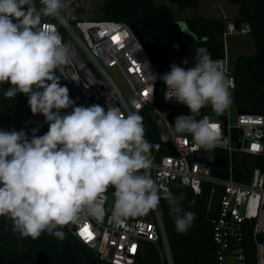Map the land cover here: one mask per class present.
Segmentation results:
<instances>
[{
    "label": "clouds",
    "instance_id": "clouds-1",
    "mask_svg": "<svg viewBox=\"0 0 264 264\" xmlns=\"http://www.w3.org/2000/svg\"><path fill=\"white\" fill-rule=\"evenodd\" d=\"M40 3L37 8L34 0H0V84L12 85L3 95L26 94L31 112L49 124L42 136L33 128L31 138L24 130H0V217H10L13 230L23 236L35 239L46 232L63 240L64 226L84 216L103 218L109 187L115 189L112 216L117 222L156 208L162 195L149 171L154 145L145 139L143 117L138 112L124 116L118 107L75 105L67 86H61L54 70L69 63V49L58 31L41 22L51 16L67 25V19L61 15L62 0ZM195 53L194 67L173 63L159 79L167 86L165 98L191 112L176 117L174 133H190L200 146L212 149L220 128L196 116L206 105L223 113L231 104L230 85L206 48ZM163 198L176 231L187 233L196 214L182 207L185 194L168 192Z\"/></svg>",
    "mask_w": 264,
    "mask_h": 264
},
{
    "label": "built area",
    "instance_id": "built-area-1",
    "mask_svg": "<svg viewBox=\"0 0 264 264\" xmlns=\"http://www.w3.org/2000/svg\"><path fill=\"white\" fill-rule=\"evenodd\" d=\"M15 22V20H14ZM132 24L112 19H77L67 25L58 20H42V27H52L62 37V42L69 49V63L57 68L60 75L70 86L80 103L87 107L98 104L105 108L118 107L122 115L132 112L141 114L147 109L158 127V139L167 152L154 156L149 152L151 178L162 195L160 203L144 214L130 216L116 221L112 216L115 198L114 188L109 187L103 194L105 215L102 219L84 216L71 231L81 242L93 249L100 259L110 264H134L143 242L156 245L163 264H174L165 232L161 201L163 195L171 192V182L180 181L189 186L194 194H199L203 184L210 185V197L222 190L217 213L211 217L212 240L216 246L217 264H246V251L243 242L244 223L248 222L252 233V245L256 264H264V242L259 236L264 234V173L254 167L249 181L235 180L232 175L231 156L235 152L252 155L264 154V114L242 111L236 113L234 123L228 120V108L223 113H216L210 105L202 119L207 118L220 128L221 135L212 149H220L226 154L215 153L200 146L193 137L186 133L176 134L169 117V112H187L189 110L170 109V106H185L182 103L165 98L167 86L159 79L169 72L170 65L194 67L196 53H173L165 72L158 69L144 49L141 41L132 29ZM246 22L236 24L229 21L223 37L229 32L246 34L250 32ZM114 37L116 39H114ZM217 63L228 82L231 101L235 79L232 65L225 52L223 56H211ZM188 63L184 64L183 61ZM109 69H115L125 80L123 90L112 79ZM156 77V79L154 78ZM159 82L157 100H154L155 83ZM161 88L160 105L158 95ZM1 111V108H0ZM166 115H165V114ZM222 117H226L223 121ZM9 127L24 130L31 138L32 129L13 126L0 121V130ZM37 136L44 133L36 132ZM233 137L236 139L233 140ZM170 143L173 151L168 147ZM207 153L224 157L227 177L213 173L211 166L196 159L195 154ZM143 171V170H141ZM88 225L94 238L85 240L80 231Z\"/></svg>",
    "mask_w": 264,
    "mask_h": 264
},
{
    "label": "trees",
    "instance_id": "trees-1",
    "mask_svg": "<svg viewBox=\"0 0 264 264\" xmlns=\"http://www.w3.org/2000/svg\"><path fill=\"white\" fill-rule=\"evenodd\" d=\"M179 9L198 8V0H168ZM237 5V17L234 21L246 22L250 26L255 51L253 54H242L235 58L232 72L235 79L232 101L237 109L264 114V0H227ZM78 5V0L72 1ZM77 2V3H76ZM103 18L127 22L137 25L142 31L144 42L156 41L161 48V71L165 72L177 44L187 45L194 53L198 48H206L211 56H223L225 49L223 33L227 21L224 17L194 16L183 20L189 31L184 32L179 26L171 8L164 3L155 4L154 0H104L101 6ZM61 15L70 18L65 12ZM42 20L56 21L54 17H43ZM55 75L60 77L61 86H67L70 98L75 105H82L70 86L57 69ZM10 82L0 84V121L13 126L38 128L39 133L46 134L49 124L42 114H33L28 104V96L17 93L15 98L6 99L3 95ZM161 88L158 95L160 105ZM55 111V109L53 110ZM72 108L61 109V114L71 112ZM206 112L200 111L196 116L201 120ZM143 117L145 139L154 147V156L166 153L167 150L158 139V127L147 109L140 114ZM187 115H191L190 110ZM16 130L9 127L8 131ZM18 131V130H16ZM189 137L192 134L186 133ZM215 153L226 154L220 149H209ZM232 175L235 180L249 181L250 173L258 167L264 173V154L252 155L235 152L231 156ZM215 175L227 177V171L217 167L212 168ZM210 185L203 184L201 192L194 194L192 189L176 180L171 182V193L179 196L185 194L181 202L185 211L196 214V219L187 233H178L174 225V215L170 214V205L166 199L161 201V209L165 232L174 264H217L212 240L210 219L218 210L219 197L222 190L210 197ZM192 203L193 206H189ZM243 242L246 251V264H256L252 245V233L248 222L244 223ZM66 233L63 240L42 233L38 238L23 236L13 230L10 217H0V264H110L96 255L95 251L81 242L69 229V225L62 229ZM264 242V234L259 236ZM134 264H163L158 247L152 243L143 242Z\"/></svg>",
    "mask_w": 264,
    "mask_h": 264
},
{
    "label": "rangeland",
    "instance_id": "rangeland-1",
    "mask_svg": "<svg viewBox=\"0 0 264 264\" xmlns=\"http://www.w3.org/2000/svg\"><path fill=\"white\" fill-rule=\"evenodd\" d=\"M199 7L198 8H185L179 9L175 4L169 2L168 0H154V3L160 4L164 3L169 6L173 12V15L179 19L181 23L183 20L190 19L194 16L201 15L204 17H224L227 21H234V18L237 17V5L229 3L227 0H198ZM37 8L42 7L40 0H34ZM77 3V2H76ZM104 3V0H78L77 7L71 1L70 3L62 0L63 7L61 9V14L66 13L69 14L71 19L74 21L77 19H101L103 18V13L101 10V6ZM63 16V15H62ZM67 19L69 23L72 24L70 18L63 16ZM223 44L225 49V54L230 62H233L235 58L242 54H253L255 51L253 37L250 33L241 34L239 32L233 31L227 33L223 37ZM109 73L115 83L119 86V88L125 90L126 83L122 76L115 70L109 69ZM237 113V108L234 105V102L231 101L230 106L228 107V120L230 123L235 122ZM170 122L172 125L175 124V119L170 118Z\"/></svg>",
    "mask_w": 264,
    "mask_h": 264
},
{
    "label": "water",
    "instance_id": "water-1",
    "mask_svg": "<svg viewBox=\"0 0 264 264\" xmlns=\"http://www.w3.org/2000/svg\"><path fill=\"white\" fill-rule=\"evenodd\" d=\"M64 1L67 2V3H70L73 0H64ZM236 24H237V22H236ZM131 26H132V29L134 30V32L136 33L138 39L141 41L144 49L146 50V52L150 56L151 60L155 64V66L158 69H160L161 68V48H160V45L156 41L144 42L143 39H142V31H141V29L135 24H132ZM179 26L181 27V29L184 32L189 33L190 35H193V33H191L189 31V29H188V27H187V25L185 24L184 21H182L181 23L179 22ZM189 51H191V49L187 45L177 44L174 47L173 53L176 54L178 52H189ZM159 85H160L159 82L155 83V88H154V100H155V102L157 100V94H158ZM167 108L190 110L188 107H185V106H170V105H168ZM203 110H204V108L201 109V111H203ZM242 111H244V110L237 109L238 113L242 112ZM181 115L186 116V113L185 112H178V113L169 112L168 113L169 117H178V116H181ZM222 120L225 121L226 117H222ZM235 139L236 138L233 137V140H235ZM168 147L170 148V150L173 151V147H172V145L170 143H168ZM195 158L205 162L208 165L215 166V167H224V165H225L224 157L219 156V155H215V154H207V153L198 152V153L195 154ZM69 229L71 231H73L75 229L74 225H70ZM96 255H97V253H96Z\"/></svg>",
    "mask_w": 264,
    "mask_h": 264
},
{
    "label": "snow or ice",
    "instance_id": "snow-or-ice-1",
    "mask_svg": "<svg viewBox=\"0 0 264 264\" xmlns=\"http://www.w3.org/2000/svg\"><path fill=\"white\" fill-rule=\"evenodd\" d=\"M114 39H116V38L114 37ZM213 127H216V125H213ZM80 235H81V237H82L83 239H85L86 241H87V240H91V239L94 238L93 233H92V231H91V229H90V227H89L88 225H85V226L81 229V231H80Z\"/></svg>",
    "mask_w": 264,
    "mask_h": 264
},
{
    "label": "crops",
    "instance_id": "crops-1",
    "mask_svg": "<svg viewBox=\"0 0 264 264\" xmlns=\"http://www.w3.org/2000/svg\"><path fill=\"white\" fill-rule=\"evenodd\" d=\"M69 15V14H68ZM70 16V15H69Z\"/></svg>",
    "mask_w": 264,
    "mask_h": 264
}]
</instances>
